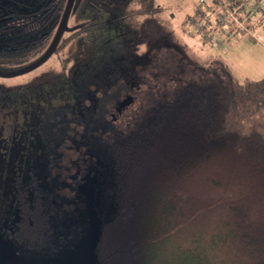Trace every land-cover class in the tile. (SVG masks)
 <instances>
[{
  "label": "trees",
  "instance_id": "1",
  "mask_svg": "<svg viewBox=\"0 0 264 264\" xmlns=\"http://www.w3.org/2000/svg\"><path fill=\"white\" fill-rule=\"evenodd\" d=\"M10 1H0L1 71L22 68L42 56L67 2L45 0L21 15L9 8ZM99 4L100 0L74 1L69 17H84L83 9L89 6L92 10L85 15L88 22L74 26L68 35L62 34L50 57L81 35L103 34L112 25L132 40L122 46L118 32L101 50L100 37L90 34L88 41L90 36L82 37L88 43L97 41L98 47L88 63L76 58L71 64L68 77L73 81L65 94L69 99L61 104L63 110L49 108L39 124L40 139L47 136L45 148L53 149L68 134L75 137V129L81 128L82 139L87 137L97 152H102L110 175L111 214L102 221L93 246L99 263L264 264V137L227 127L230 110L246 119L264 106V77L237 81L221 62L222 75L209 69L208 80L181 86L169 100L157 98L142 111L139 121L121 129L113 116L104 118L111 105L117 111L132 100V93L123 84L134 76L128 70L133 56L122 58L121 47H132L134 39L135 43L138 39L147 43L151 21L169 8L155 0H127L108 18L105 7L100 9ZM228 9L234 11L236 21L226 17L220 23L218 11L223 14L224 8L206 0L205 6L186 14L182 24L188 20L200 23L201 30L190 37L224 56L211 38L223 48L230 41L258 40L254 32L264 21L259 3L258 12L243 22L242 8L232 4ZM5 79L0 78V110H26L29 104L37 113L36 101L45 96L44 84L35 82L42 87L38 89L23 83L20 93L13 90L14 83H1ZM81 88L84 100L76 102L73 95ZM121 94L123 99L118 101ZM50 170L45 173L46 181ZM13 180L11 214L20 215L15 238L35 249L52 244L56 236L50 214H55V198L32 175L25 180L17 174ZM46 183L49 187L51 182ZM90 213L88 207L87 216ZM1 214L9 213L3 210ZM81 226L78 222L75 227Z\"/></svg>",
  "mask_w": 264,
  "mask_h": 264
},
{
  "label": "rangeland",
  "instance_id": "2",
  "mask_svg": "<svg viewBox=\"0 0 264 264\" xmlns=\"http://www.w3.org/2000/svg\"><path fill=\"white\" fill-rule=\"evenodd\" d=\"M44 1L12 0L9 3V8L22 15L36 9ZM126 1L100 0L99 7L100 9L105 7V13L109 18L111 13L117 14L122 7L121 2ZM155 2L157 5L169 9L151 21V29L146 30V33L150 35L147 43L139 42V39L135 43L136 39H134L132 47H124V49L121 47L122 58L129 59L131 55L133 56L128 70L134 76H130V80L123 84L124 88L128 87V92L132 93V100L129 104L120 107L118 112L111 105V109L105 112L104 118L107 119L111 115L119 128H127V125L139 121L142 111L157 98L163 97L169 100L173 97L174 91L180 89L181 86L190 82L208 80L211 76L209 69L222 75L221 62L226 64L228 72L237 81L258 80L264 77V21L262 26L257 27L254 32L258 40L230 41L224 48L216 41L215 49L217 50L216 47L220 46L219 52L224 54L221 56L214 52L209 45L199 43L197 37H190L191 33L196 31L198 23H190L188 20V24H182L185 15L192 14L194 7L197 8L198 0H155ZM259 5L264 9V0H259ZM90 10H92L91 7H84L82 12L84 17L72 14L68 18L67 28L63 34L68 35L74 26L88 22L85 15ZM218 13L222 12L218 11ZM97 14L102 15V11H97ZM223 14H225L224 17L228 15L225 10ZM102 19L104 18L102 17ZM244 20L245 18L241 21ZM112 26L114 27V25ZM113 27L105 29L103 34L98 32L99 36L92 32L81 35L80 39H75L61 53L50 57L51 54L45 63L32 73L10 77L1 82L5 84L8 80V83H14L13 90L20 93L23 83H29L35 88L38 86V89L41 86L35 82L43 83L45 96H39L36 101L38 104L37 113L29 104L26 110L23 108L0 110V200L2 201L0 216L3 210L9 214L13 213L12 184H14L15 176L20 174L27 180L32 175L40 179L43 187H46L45 189L55 198L52 199L53 211L55 214H60L62 222L66 221L67 225L74 228L79 222L82 225L80 228H84L77 231L76 236L70 235L71 229L63 228L62 232L65 235L57 242L55 248L42 249L33 254L32 259L52 261L56 264H68L75 261L80 258L86 248L92 232L89 215L87 216L88 207L96 216L99 225L111 214L108 200L110 175L102 152H97L95 145L92 141L90 143L87 137L82 139L81 128L75 129V137L67 133L68 138L65 137L53 149L45 148L44 142H47V136L44 141L40 139L39 124L40 116L45 114L49 108L58 106L56 111L63 110L60 107H63L64 100L69 99L65 94L68 84L73 81H70L68 77L71 64L76 58H83L84 63H88L93 50L98 47L97 41L95 43L87 42L91 38L90 34H94L93 38L100 37L101 50L107 40L116 38L118 32L121 36L118 40H121L122 46L128 39H131V37L127 39L122 31L113 29ZM188 29H191L190 32ZM250 35L253 34L250 33ZM84 36L90 37L86 41L85 38H82ZM16 69L5 70V72ZM81 86L84 87L83 84ZM83 89L81 88L77 94L74 93L76 102L84 100L85 95H80L84 92ZM123 96L121 94L118 101L123 99ZM84 104H86L85 101ZM227 127L239 133L258 132L264 137V106L254 116L246 119L230 110L227 114ZM48 168L51 170L49 179L46 181L48 174L45 176V173ZM3 169L5 170L3 171ZM49 181L51 183L48 187L46 182ZM85 216L88 220L87 223ZM87 264H100L93 252Z\"/></svg>",
  "mask_w": 264,
  "mask_h": 264
},
{
  "label": "flooded vegetation",
  "instance_id": "3",
  "mask_svg": "<svg viewBox=\"0 0 264 264\" xmlns=\"http://www.w3.org/2000/svg\"><path fill=\"white\" fill-rule=\"evenodd\" d=\"M52 217V225L55 231V241L52 244L46 245L42 248H30L27 244L17 240L14 234L18 229V220L19 214H2L0 216V264H56L52 261H41L37 259H32L33 254H36L42 249H54L57 245V242L65 235L62 232L63 228L71 229L70 235L76 236L77 231H80V228H74L66 224V221L62 222L60 214H50ZM2 243L5 244L2 245ZM77 259L73 262H76ZM88 260L84 263L87 264ZM65 264V263H64Z\"/></svg>",
  "mask_w": 264,
  "mask_h": 264
},
{
  "label": "water",
  "instance_id": "4",
  "mask_svg": "<svg viewBox=\"0 0 264 264\" xmlns=\"http://www.w3.org/2000/svg\"><path fill=\"white\" fill-rule=\"evenodd\" d=\"M73 2L74 0H67L62 16L58 23L57 29L55 31V34L48 48L43 53V55L39 57L37 60H35L34 62H32L31 64L24 66L22 68H19L13 71H7V72L0 70V77L10 78V77H15V76L26 74L36 69L37 67H39L41 64H43L48 59V57L52 54L55 47L57 46V43L59 42L60 37L63 34L64 30H66L67 28V21H68V18H69V15H70V12L73 6ZM89 222L91 225L92 232L87 242L86 248L82 252L80 258H78L76 262L71 263V264H80V262L84 263V261L89 260V257L92 255L93 246L99 235L100 225L98 224L96 220V216L93 213L89 214ZM2 245L5 246L4 243H2Z\"/></svg>",
  "mask_w": 264,
  "mask_h": 264
},
{
  "label": "built area",
  "instance_id": "5",
  "mask_svg": "<svg viewBox=\"0 0 264 264\" xmlns=\"http://www.w3.org/2000/svg\"><path fill=\"white\" fill-rule=\"evenodd\" d=\"M212 1L216 2L220 7L224 8V10L228 13L227 17L235 21H236V17L234 15V11L228 9L229 6L234 4L236 8L238 7L242 8L245 11L244 18H247L250 17V15L257 12L258 9L257 5L259 3V2L257 3L256 0H207V3L211 4ZM205 4H206V0H200V1L198 0L197 8H202L203 6H205ZM228 18L222 17V14L219 13L220 23H224V21ZM200 26H201L200 23H198L196 27V31L201 30ZM229 35L231 36L232 34L229 32ZM211 40L213 41V45L215 47L216 41L212 38Z\"/></svg>",
  "mask_w": 264,
  "mask_h": 264
},
{
  "label": "bare ground",
  "instance_id": "6",
  "mask_svg": "<svg viewBox=\"0 0 264 264\" xmlns=\"http://www.w3.org/2000/svg\"><path fill=\"white\" fill-rule=\"evenodd\" d=\"M90 223V222H89Z\"/></svg>",
  "mask_w": 264,
  "mask_h": 264
}]
</instances>
